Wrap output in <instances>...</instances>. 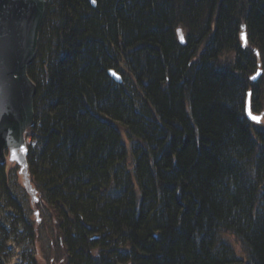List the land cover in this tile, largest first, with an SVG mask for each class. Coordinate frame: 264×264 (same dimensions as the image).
Wrapping results in <instances>:
<instances>
[{
  "label": "trees",
  "instance_id": "1",
  "mask_svg": "<svg viewBox=\"0 0 264 264\" xmlns=\"http://www.w3.org/2000/svg\"><path fill=\"white\" fill-rule=\"evenodd\" d=\"M50 1L27 134L56 264H264V0Z\"/></svg>",
  "mask_w": 264,
  "mask_h": 264
},
{
  "label": "water",
  "instance_id": "2",
  "mask_svg": "<svg viewBox=\"0 0 264 264\" xmlns=\"http://www.w3.org/2000/svg\"><path fill=\"white\" fill-rule=\"evenodd\" d=\"M47 0H0V165L8 157L27 169L26 133L34 124L37 86L27 65L37 55L39 33ZM246 33L243 38L246 40ZM262 71L253 77L256 81ZM116 81L122 77L111 69ZM250 102H248V114ZM37 213H39L37 211Z\"/></svg>",
  "mask_w": 264,
  "mask_h": 264
},
{
  "label": "rangeland",
  "instance_id": "3",
  "mask_svg": "<svg viewBox=\"0 0 264 264\" xmlns=\"http://www.w3.org/2000/svg\"><path fill=\"white\" fill-rule=\"evenodd\" d=\"M37 73L40 75L39 70ZM35 187L33 179L28 185L17 164L7 161L2 166L0 173V264L57 263L56 260L61 254L60 249L56 248L55 251L52 249L56 226L40 193L32 191ZM35 198L38 201H34ZM36 208L40 210L42 219L39 225L36 224ZM229 239L235 246L238 245L239 253L243 256L235 238L229 236Z\"/></svg>",
  "mask_w": 264,
  "mask_h": 264
},
{
  "label": "bare ground",
  "instance_id": "4",
  "mask_svg": "<svg viewBox=\"0 0 264 264\" xmlns=\"http://www.w3.org/2000/svg\"><path fill=\"white\" fill-rule=\"evenodd\" d=\"M50 2H54V0H51ZM246 2H247V0H246ZM203 29L204 30H206L205 29V27H203ZM212 39L213 40H215V41H218V39L217 38H215V36L213 35L212 36ZM219 44H221V43H219ZM214 55H218V53H213ZM40 64H42V62H41V60L38 58V56H36L35 58H33V60L30 62V63H28V65H27V73H28V76L30 77V79L33 81V83L37 86V92H36V95H35V98H36V96H37V94H38V91H39V86L40 87H43V85L45 84V83H43L42 81H40V78H41V76L37 73V71L40 69ZM120 64H122V62L120 61ZM114 70V69H113ZM32 73L35 77H36V79H38L36 82L31 78V76H30V74L29 73ZM119 75H121L119 72H117ZM122 77V76H121ZM2 89H3V86H0ZM35 98H34V100H35ZM34 114H35V116H34V124L32 125V126H30V129L35 125V123H36V111H35V106H34ZM3 165H1V167H2ZM107 256L108 255H110V254H113V255H117V251H116V249H109V250H107Z\"/></svg>",
  "mask_w": 264,
  "mask_h": 264
},
{
  "label": "snow or ice",
  "instance_id": "5",
  "mask_svg": "<svg viewBox=\"0 0 264 264\" xmlns=\"http://www.w3.org/2000/svg\"><path fill=\"white\" fill-rule=\"evenodd\" d=\"M93 3H95V0H93ZM249 116L250 118L253 120V121H259V118L258 117H255V116H251V114L249 113Z\"/></svg>",
  "mask_w": 264,
  "mask_h": 264
}]
</instances>
